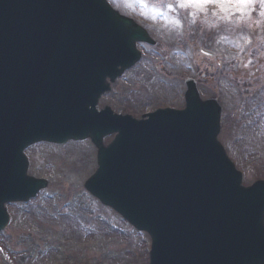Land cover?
<instances>
[{"label": "water", "instance_id": "1", "mask_svg": "<svg viewBox=\"0 0 264 264\" xmlns=\"http://www.w3.org/2000/svg\"><path fill=\"white\" fill-rule=\"evenodd\" d=\"M106 1L0 0V231L4 205L46 185L27 176L23 152L90 139L98 169L85 189L150 236L149 264H264V182L241 187L216 101L188 81L184 111H96L107 80L138 62L136 44L151 43Z\"/></svg>", "mask_w": 264, "mask_h": 264}, {"label": "rangeland", "instance_id": "2", "mask_svg": "<svg viewBox=\"0 0 264 264\" xmlns=\"http://www.w3.org/2000/svg\"><path fill=\"white\" fill-rule=\"evenodd\" d=\"M147 2L152 4L155 0ZM109 4L120 15L148 29L157 40L159 50L179 51L181 57L175 56L170 60L173 66L166 68L163 67L166 63H159L160 53L152 58L154 52L150 47L138 44L137 49L145 58L112 86L99 108L107 106L116 114H129L134 118L158 107L180 109L184 105V79L193 78L202 100L214 99L222 108L218 141L242 173L243 186L264 181V121L248 127L249 133L245 135L237 113L241 98L237 97L238 92L228 90L227 50L236 48L241 54L245 46L241 39L236 43L228 42L226 35L231 31L227 28L234 21L236 32L241 33L239 23L246 15L233 14L225 18L214 7L218 22L205 21L196 29L195 21L200 12L195 18L188 15L193 10L178 9L169 13L179 19L177 27L161 17L146 18L150 10L135 0H110ZM212 27L219 33L212 52L220 56V67L208 57L199 58L194 51L199 44L210 43ZM256 42L264 53V40ZM255 49L251 54L253 62L244 66V70L254 69L255 75H259L257 79H262L264 57ZM230 93L235 97L234 102L237 100L235 104L230 102ZM257 104L263 108L264 100ZM260 113L264 114V110ZM238 125L240 129L234 127ZM111 140L112 137L105 138L104 143ZM26 156L28 175L45 179L49 184L35 201L9 206L12 221L0 233V264H148L149 237L134 230L113 211L103 208L83 189L85 180L96 170L95 149L89 141L62 147L37 145L28 149Z\"/></svg>", "mask_w": 264, "mask_h": 264}, {"label": "flooded vegetation", "instance_id": "3", "mask_svg": "<svg viewBox=\"0 0 264 264\" xmlns=\"http://www.w3.org/2000/svg\"><path fill=\"white\" fill-rule=\"evenodd\" d=\"M210 10V13H206L204 16V13H200V17L196 18V29L200 28V24H202L205 21H209L211 24L217 23V14L213 15L214 12V6L208 7ZM250 22L252 23V26H250ZM240 26H242V32H236V29L234 27V21H231L228 25V31H231L230 34L226 35L229 39L228 42L236 43V41H239L241 39L243 41V45L245 46V50L243 49V52L237 53L236 48H228L227 55H228V61H227V72H228V86L230 92L235 93L238 92L237 97L242 99H239L240 107L237 109L238 117L242 121L241 128L245 130V133L249 131V128H252L254 125H257L258 123H261L264 121V114H261L260 112L264 110V107L262 108V105H258L257 102L259 100H264V78L257 79L259 75H255L256 70H252L251 68H248L244 70V66L248 65L249 63H252L253 60L251 59L252 50L255 49L253 47H257V50H259V44L256 42L257 40H264V17L260 16V9L259 8H253L251 11V15L247 16L246 18H241ZM201 32V31H199ZM222 33V32H221ZM219 37V33L217 28L213 27L210 30L209 39L210 43L208 45H202L199 44L197 48H195V52L197 51L199 54V58L205 57L202 54H200V51L207 50L212 52L213 46L217 45V40ZM241 41V42H242ZM242 45V44H241ZM151 52H154L152 55V58H154L157 53H160L161 55L158 56L159 63H166V66L163 67H172L173 65L170 63V60H172L175 56H180L181 54L179 51H172V49H163L162 51L158 48H150ZM158 49V51H157ZM213 53V52H212ZM260 56L263 55L260 51ZM240 55V56H239ZM208 59L215 61L216 66H221L222 60L220 59L219 55H216V57L211 58L208 57ZM182 64L180 63V67ZM241 71V72H240ZM264 71V64H263V70ZM238 72V73H237ZM240 72V73H239ZM185 77V76H184ZM186 78V77H185ZM185 80V79H184ZM184 83V82H183ZM235 98V97H234ZM234 98L232 97L230 93V102L233 101L235 104L237 102H234ZM232 104V103H231ZM169 108L170 106H164V107H158V108ZM173 108V107H170ZM258 114V115H257ZM248 121V124H246V120ZM234 126V127H239ZM249 127V128H248ZM237 129H240L237 128Z\"/></svg>", "mask_w": 264, "mask_h": 264}, {"label": "snow or ice", "instance_id": "4", "mask_svg": "<svg viewBox=\"0 0 264 264\" xmlns=\"http://www.w3.org/2000/svg\"><path fill=\"white\" fill-rule=\"evenodd\" d=\"M135 2L150 10V14L146 18L155 20L161 17L177 27L180 26L179 19L170 16L169 13L178 9L193 10L189 11L188 15L195 18L199 12L206 13L210 5L224 14L225 18L233 14H239L241 17L250 16L252 9L259 5L260 16L264 17V0H155L152 4H149L147 0H135ZM213 15L216 13L213 12Z\"/></svg>", "mask_w": 264, "mask_h": 264}]
</instances>
